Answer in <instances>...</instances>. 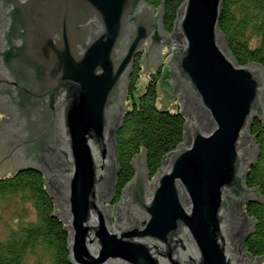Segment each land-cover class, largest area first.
<instances>
[{"label":"water","instance_id":"obj_1","mask_svg":"<svg viewBox=\"0 0 264 264\" xmlns=\"http://www.w3.org/2000/svg\"><path fill=\"white\" fill-rule=\"evenodd\" d=\"M223 2L185 0L168 32L163 5L147 0H0V100L14 118L6 150L23 155L0 176L43 174L72 264H264L248 252L257 220L245 209L261 199L245 179L261 151L251 126L264 121V65H241L229 50ZM165 46L158 104L175 101L169 77L184 138L154 176L137 154L115 203L135 60L161 58Z\"/></svg>","mask_w":264,"mask_h":264},{"label":"trees","instance_id":"obj_2","mask_svg":"<svg viewBox=\"0 0 264 264\" xmlns=\"http://www.w3.org/2000/svg\"><path fill=\"white\" fill-rule=\"evenodd\" d=\"M185 0H147L151 6L164 7V27L174 29ZM219 27L228 47L241 65H264V0H224ZM141 56L132 76L131 104L117 134L119 150L118 195L133 178V158L146 151L148 170L154 176L164 157L183 140L186 118L181 104H158L162 96L158 85L146 82L136 99L140 81ZM251 134L261 145L259 156L246 176L249 187H258L261 199L248 202L245 209L257 220L246 245L252 256H264V121L254 118ZM58 203L41 172L29 168L0 176V264H72L71 232L58 216Z\"/></svg>","mask_w":264,"mask_h":264},{"label":"flooded vegetation","instance_id":"obj_3","mask_svg":"<svg viewBox=\"0 0 264 264\" xmlns=\"http://www.w3.org/2000/svg\"><path fill=\"white\" fill-rule=\"evenodd\" d=\"M1 24H2V19L0 18V26H1ZM140 56H141V59H140V63H141L140 75L142 76L144 74V75L148 76L149 77L148 82H150L152 80H154L156 82V79L160 80L162 78L164 69L167 65V57H165L166 56L165 52L163 51V55L161 56V58H158L157 55L151 54L148 61L147 60L143 61L144 53L141 54ZM153 60L155 61L154 69L151 71L149 69H147V71L143 72L144 65L145 66L147 65V67H148L150 65V62H153ZM135 64H136V60H135ZM134 70H135V65H134ZM134 70H133V73H134ZM153 72L154 73L156 72V75H153L151 78L150 74ZM132 76H133V74H132ZM132 76H131V82H132ZM170 83H171L170 78L166 77L165 83L163 84V90L166 89V87H168V89H166V94L169 95L170 97L175 98L176 101L177 100L179 101L178 96H176L174 94V92L172 91V88H171L172 85H170ZM157 85H158V83H157ZM130 89H131V84H130V87L128 90L129 97L126 101L128 104V107L132 101ZM0 112H2V113L5 112L8 115V116L4 115L5 118L3 120H1V122H0V135H1V137H0V171H8L9 172L12 169L18 167L19 163L23 160V155L19 154V153L7 152L6 149L9 147L10 138H11V135L13 134V128H11V126L13 127L14 118L12 117L11 108L8 105H6L4 103V101H1V100H0ZM54 175H55V178H56V176H58L57 174H53V176ZM53 176H52V178H53ZM59 176H61V175H59ZM118 201L119 200H116L115 203ZM239 216H240L241 222L243 223V217L241 215H239Z\"/></svg>","mask_w":264,"mask_h":264},{"label":"rangeland","instance_id":"obj_4","mask_svg":"<svg viewBox=\"0 0 264 264\" xmlns=\"http://www.w3.org/2000/svg\"><path fill=\"white\" fill-rule=\"evenodd\" d=\"M167 47H168V46H165V47L163 48V51H164V52L166 51ZM169 53H170V52H169ZM166 57H167V61H168V59H169L168 54H167ZM144 77H145V75L143 74V75L141 76V79H142L141 82H142V83H144V82L146 81V79H143ZM136 91H137V90H136ZM139 93H140V90H138L137 93H136V97H137L136 99H138L139 96H137V95H138ZM162 95H163V94H162ZM162 95H161V96H162ZM178 102H180V101H178ZM1 226H2V225H0V229H2Z\"/></svg>","mask_w":264,"mask_h":264}]
</instances>
